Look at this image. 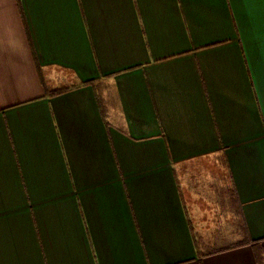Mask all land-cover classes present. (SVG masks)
<instances>
[{
    "label": "crops",
    "instance_id": "crops-1",
    "mask_svg": "<svg viewBox=\"0 0 264 264\" xmlns=\"http://www.w3.org/2000/svg\"><path fill=\"white\" fill-rule=\"evenodd\" d=\"M39 68L77 88L48 96ZM208 159L240 204L230 235L186 176ZM245 223L250 245L198 257ZM258 258L264 0H0V264Z\"/></svg>",
    "mask_w": 264,
    "mask_h": 264
},
{
    "label": "trees",
    "instance_id": "trees-1",
    "mask_svg": "<svg viewBox=\"0 0 264 264\" xmlns=\"http://www.w3.org/2000/svg\"><path fill=\"white\" fill-rule=\"evenodd\" d=\"M39 72H40V76L42 79V83L46 89V93L48 96H59V95L70 92L77 88V85H64V86H60L58 88L52 89L47 85L43 77V71L41 70V68H39ZM217 202H218L217 203L218 206L222 208L223 212L228 210V213L233 214L234 217L237 218L235 225L236 227H238V230H239L240 229L239 227L241 226V223L243 222L244 219L242 217L240 204H239L237 194L234 188L232 187L225 188L223 190V193L218 197ZM239 209H240V212H239ZM237 223L239 224V226ZM211 242L213 241H209L201 237L195 240V246L197 249L198 257L200 259L204 257L212 256L218 253H222V252H226L229 250H233L236 248L250 245L252 243V240L249 237V234L246 228V223H245L242 235L240 231L239 240L236 243H233L231 245H217V244L212 245ZM258 263L263 264L262 258H258Z\"/></svg>",
    "mask_w": 264,
    "mask_h": 264
},
{
    "label": "rangeland",
    "instance_id": "rangeland-1",
    "mask_svg": "<svg viewBox=\"0 0 264 264\" xmlns=\"http://www.w3.org/2000/svg\"><path fill=\"white\" fill-rule=\"evenodd\" d=\"M216 164L217 163L214 159L204 160L193 166L186 174L189 179L195 181L196 184L199 185V189L202 190V193H205L202 199L198 197L196 198L200 201L199 211L202 213L204 210L203 213H205L208 217H210V215H214V209L217 211V207L219 206L218 204H215L213 200H216V195L222 194L224 190L223 186L219 183V179L214 177L216 173L212 171L217 169ZM218 227L223 234L230 235L235 229V222L230 215L226 213L220 214Z\"/></svg>",
    "mask_w": 264,
    "mask_h": 264
}]
</instances>
